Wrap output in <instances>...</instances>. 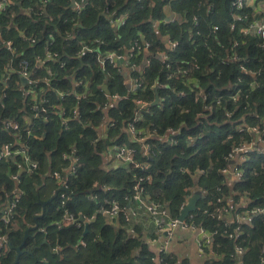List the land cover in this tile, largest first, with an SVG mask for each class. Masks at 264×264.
Returning a JSON list of instances; mask_svg holds the SVG:
<instances>
[{
	"label": "trees",
	"instance_id": "trees-1",
	"mask_svg": "<svg viewBox=\"0 0 264 264\" xmlns=\"http://www.w3.org/2000/svg\"><path fill=\"white\" fill-rule=\"evenodd\" d=\"M9 1L0 12V144L14 141L13 131L6 129L4 123L19 122V146L38 165L26 174L21 171L25 168L21 155L0 159V236L18 246L22 244L24 230L36 225L22 244L17 264H155L154 251L147 241L153 232L145 236L134 224L129 233V223L123 215L110 218L100 212L105 199H114L125 207L136 179L141 176L146 195L168 209L167 218L179 216L182 204L194 189L204 194L197 201L193 219L186 217L194 225L218 229L211 245L205 248L208 259H204V264H264V217L252 216L239 225L240 233L234 236L236 224L225 231L222 221L204 211L212 212L220 206L216 199L227 196L229 187L238 193L235 200L246 193L248 208L264 202V155L249 154V161L242 165L243 178L232 185H227L221 173L227 167L226 155L232 145L252 136L239 132L237 123L245 121L264 129V39L247 30L255 18L254 8H232L233 0H88L86 8L75 15L71 0H48L46 14L26 15L22 10L34 5L35 0ZM166 9L175 15L173 21L165 20ZM122 17L123 24L109 22L110 18ZM76 21L80 27L75 37L46 42L56 27L64 29ZM32 38L36 42L30 46ZM166 38L176 41V45L166 46ZM8 39L23 52L22 56L11 57L2 46ZM96 39L102 51L116 53L128 51L136 39L150 42L147 50L132 59L135 66L131 75L139 80L140 87L129 93L123 84L125 73L109 78L94 56H71L72 47L79 42ZM47 45L67 65L61 69L58 62L47 60L31 78H47L49 85L37 82L36 90L41 87L45 92L42 96L49 103L55 102L54 95L49 93L54 88L70 92L69 78L73 75L85 76L93 93L80 100L66 94L62 101L65 116L70 118L66 123L61 115L51 112L48 120L36 119L25 125L23 117L30 113L31 101L20 91L17 75L7 73L5 67L11 58L15 65L25 59L33 66L34 54ZM65 49L69 56L64 54ZM162 53H167L169 68L161 59ZM45 67H49L47 72ZM184 69L188 70L187 75L168 77L169 73ZM104 84L111 94L119 95L109 102L106 112L101 109L107 101L101 89ZM155 86L159 102L151 106ZM236 91L238 99L233 100ZM134 99L147 103L141 120L133 122L137 129L152 134L146 140L150 145L147 154L126 131L136 108ZM206 105L211 109L206 110ZM105 114L115 121L114 127L103 121ZM169 128L173 131L169 132ZM112 144H126L134 150V159L146 162L147 166L115 165L111 158L106 162ZM71 155L79 163L70 175L64 170ZM54 172L65 179L64 190L45 205L42 213L38 201L47 200L60 188ZM14 175L18 182L12 178ZM16 187L21 196L13 217L19 228L1 218L2 208L11 200ZM61 191L66 192L64 204L59 196ZM65 213L75 218L80 214L85 219L92 217L87 231L84 233V222L79 226L64 223ZM236 245L243 247L238 258ZM2 252L0 248V264H12L16 251L8 248L4 255ZM159 258L160 264H186L178 263L169 252L159 254Z\"/></svg>",
	"mask_w": 264,
	"mask_h": 264
},
{
	"label": "built area",
	"instance_id": "built-area-1",
	"mask_svg": "<svg viewBox=\"0 0 264 264\" xmlns=\"http://www.w3.org/2000/svg\"><path fill=\"white\" fill-rule=\"evenodd\" d=\"M35 1L36 2L34 3V5H31L28 8H24L22 12L26 15H31V13L36 15L46 14V4L48 0ZM9 2V0H0V12L6 9ZM247 2L248 0H233L231 2V7L239 9L244 7ZM70 3L72 11L75 13V15H78L86 8V6L88 5V0H71ZM259 6L260 7L254 8L255 18L249 23L247 30L253 31L264 39V20H260L261 13H264V4H260ZM67 22L68 20L65 18L64 23ZM109 22L112 24L115 22L123 24L124 17L120 18L119 20L110 18ZM194 23H197L196 17H194ZM77 27H80L77 21L72 22L70 26H65L64 29L56 27L53 31L54 33H56V36L52 34L53 32H50V35L46 39V42L53 43V40L58 37H62L65 39L75 37L79 31ZM213 29L216 30L217 26L215 25ZM21 34H23V32H21ZM167 41L169 47H174L176 45V41H172L171 39H167ZM35 42L36 39H30V46H33ZM2 46L6 48L12 58H18V56H22L23 54V52L19 50L10 39L3 41ZM149 46V41H139L136 39L134 40L132 47L125 53H116L114 51L104 52L100 49L99 40L96 39L90 42H79L78 45L72 47L73 50L71 56L75 58L81 55L88 54L94 56L96 64L101 70H106V77L108 76L109 78L113 77V75H116L117 73H121V64L125 62V66L129 68V72L128 76H124L123 84L127 86L128 92L131 93L136 88L141 86L139 80L131 75L132 67L135 66V64L132 62V59L138 56L141 51L144 52L145 50H147V47ZM48 47L49 45H47V47H45L43 51L38 52V54H34L35 63L33 64V66H31L30 63L25 59L18 60L15 65L11 58V60L5 67V71L7 73L9 71L17 75V84L19 85L20 91L25 98L29 97L31 101L28 107L30 113L25 114L23 117L25 125H31L32 122L36 119L44 121L48 120L51 112L61 115L62 122L66 123L68 122V120H70L69 117L65 116V107L62 104V101H64L66 94H73L78 100H80L90 97L93 93L90 88L89 82L87 81V78L85 79V76L73 77V75L69 78L72 84V90L70 92H66L65 90L59 88H54L52 89V92L49 93L54 95L55 102L49 103V99L45 96H42V93L44 94L45 92L41 87L39 88V91L36 90L37 82H44L45 84L49 85V79L47 78L39 79L38 81L31 78L33 72H35L37 69L42 68L47 60L58 62L59 68L61 69H65L67 65V61L65 62L58 60V53L51 52ZM64 51V54L69 56L66 52V49ZM161 59L163 63L165 62L166 67L169 68L170 64L169 62H167V53H162ZM120 60H122V62ZM47 68L49 67H45L46 72L48 71ZM187 72L188 70L186 69L177 70L173 73H169L168 77L178 78L187 75ZM72 74H75V69H72ZM23 78L26 80L24 83H22ZM101 89L103 90L107 99V101L103 105H101V109L102 111L106 112L109 107V102L115 101L117 98H119V95L117 93L111 94L109 89L108 93L105 92L103 86L101 87ZM232 99H238V91L233 92ZM134 103L136 108L134 110L132 122L129 123L126 131L131 139L137 141L142 146L143 154H147L150 150V145L146 142V140L152 134L146 132L144 129H137L133 124L134 121L139 119L141 120L142 110L145 108V106H147V103L141 101L140 99H134ZM205 108L206 110H210L211 106L206 105ZM76 111L77 109H74L73 114H76ZM103 121L106 124L108 123V127L115 126V121L109 118L106 114L103 117ZM4 126L6 127V129L13 131L14 141L2 142L0 144V159L9 158L14 155H21L25 163V168L21 171L24 170L26 174H31L35 169H37L38 165L36 161L30 159L29 155L25 152L23 147L19 146V142L21 141V135L19 134V122L15 120H9L4 123ZM237 129L239 132L250 133L253 137L251 136L249 140L246 139L240 143L232 145L226 155V159L228 161L227 167H223L221 169V173L224 175V177H226L227 175H232L236 180H241L243 178L242 165L245 162L249 161V154H251L252 152H256L258 155H264V150H256L255 148L259 141L264 143V129H260L259 125L247 124L245 121H240L239 123H237ZM168 131L172 132L173 129L169 128ZM111 135L114 136V132H112ZM109 150L111 153L110 158L118 164H134L135 166H140V168H144L145 166H147L146 162H138L134 159V150L132 148H129L126 144H112L110 145ZM78 163L79 162L77 158L71 155L70 164L64 171H66L67 174L70 175L74 174ZM53 175L57 178L58 186L64 187L66 183L65 179L61 178L58 172H54ZM12 178L14 179V181L18 182V178L15 175L12 176ZM143 180L144 178L142 176L136 179L132 187V196L130 197L129 203L125 207L119 204V202L114 199H105L104 204L100 206V212L110 218L116 217L117 215L121 214L123 215L124 221L130 223L132 217L136 214V210L130 207V203L137 202L140 206H142L154 226V233L150 238H148L147 241L148 244L153 248L155 255L152 257V261L155 262V264H160L161 262L159 254L168 252L170 241L173 238L174 231L177 228L182 230H187L190 228L194 229L197 235L196 254L203 260L208 259L205 248L211 245L213 236L218 233V229H206L203 226L194 225L193 223L188 222L186 220V217H188L190 220L193 219L194 211L189 212L183 220H180L179 216L167 218V216L169 215V213L167 214V208L162 206L160 203L151 200L149 195H146L145 188L142 185ZM193 193L194 191L188 196L192 195ZM237 195V191H234L233 195L231 192H229L227 196L223 198L218 197L216 199V201L221 205L215 207L212 212L207 209L204 210L213 218L222 221L225 231L228 227L236 224V227L234 228V236H237V234L240 233L239 225L242 223H247L252 216L259 215L264 217V202L248 208L247 205L249 199L247 198L246 193L240 195L241 197L239 198V200H235L234 197ZM20 196L21 190L19 187H16L12 191L11 200L2 208V220L5 223L12 224L13 227H15L16 224V220L13 217V210ZM59 196L61 199V204H64L67 198L66 192L61 191ZM230 196H233L234 198V209L230 207L228 202V198ZM201 197H205L204 194L201 193ZM125 198H127V196ZM186 199L182 204V207L186 204ZM63 219L64 223H74L77 226H79L81 222L79 221V218H75L73 214L69 213H65ZM91 219L92 217L86 219L84 218V222H88ZM0 248L3 250L2 255H4L3 253L7 252L9 248L7 239L3 236H0ZM242 252L243 247L240 245H236L235 254L237 255V258L240 257Z\"/></svg>",
	"mask_w": 264,
	"mask_h": 264
},
{
	"label": "crops",
	"instance_id": "crops-1",
	"mask_svg": "<svg viewBox=\"0 0 264 264\" xmlns=\"http://www.w3.org/2000/svg\"><path fill=\"white\" fill-rule=\"evenodd\" d=\"M260 4H264L263 0H248L246 5H251L253 8L260 7ZM166 17L165 20L173 21V16L171 11L169 9H166L165 11ZM261 21L264 20V13H261L260 17ZM166 46H168L167 38L164 39ZM148 59L146 61L143 60L144 64L146 65ZM122 73H125V76H128L129 68L125 66V62L121 64ZM104 129L101 127L99 129L100 132H102ZM256 150H264V143L258 142L256 145ZM106 162L110 160V155L106 156ZM111 164H118L117 162H114L112 159L110 160ZM227 185H232L234 181H237L232 175H227L225 177ZM230 192L233 195V188L229 187ZM196 190L194 189V192ZM228 202L231 208L234 209V198L233 196H230L228 198ZM130 207L134 210H136V214L132 217V220L130 221L129 225L127 226V232L132 233V226L134 224H138V226L143 230L145 236H148L150 232L154 233V226L150 219L148 218V215L146 214L145 209L141 206H137L136 203L131 202ZM139 205V204H138ZM19 224L16 222L15 228H19ZM136 234V233H135ZM147 238V237H146ZM148 240V238H147ZM197 241V235L194 229L190 228L187 230H182L177 228L174 231V236L170 241L168 252L172 253L176 256L178 263L182 261H186V264H204V260L199 258L196 254V242ZM151 247V246H150ZM152 248V247H151ZM153 249V248H152Z\"/></svg>",
	"mask_w": 264,
	"mask_h": 264
},
{
	"label": "water",
	"instance_id": "water-1",
	"mask_svg": "<svg viewBox=\"0 0 264 264\" xmlns=\"http://www.w3.org/2000/svg\"><path fill=\"white\" fill-rule=\"evenodd\" d=\"M120 61L122 62V60H120ZM25 81L26 80L23 78L22 83H24ZM103 89L105 90V92H107V93L109 92L106 84L103 85ZM154 92H155V96H154L153 102L150 104L151 106L156 105L159 102L158 86H155ZM60 190H64V187H60L57 190H55V192L52 194V196L50 198H48L47 200H39L38 201V203L42 206V213L44 211L45 205L48 202L52 201L56 197L57 193ZM200 198H201V194L199 192H196V191L192 195L187 197L186 204L182 207L180 214H179L180 220H183L189 212L194 211L196 209L197 201ZM42 213H41V215H42ZM167 214H168V209H167ZM79 221L84 222V216L81 214L79 215ZM87 226H88V222L85 221L84 222V233L87 231ZM35 228H36V225L29 226L24 230L22 244L26 240V238L29 236V232ZM5 238L7 239V237H5ZM7 242H8L9 248L16 251V256H15L14 262L12 264H17L19 261V256L22 253V250H21L22 244L18 245V246H13L9 240H7Z\"/></svg>",
	"mask_w": 264,
	"mask_h": 264
},
{
	"label": "rangeland",
	"instance_id": "rangeland-1",
	"mask_svg": "<svg viewBox=\"0 0 264 264\" xmlns=\"http://www.w3.org/2000/svg\"><path fill=\"white\" fill-rule=\"evenodd\" d=\"M50 181V180H49Z\"/></svg>",
	"mask_w": 264,
	"mask_h": 264
}]
</instances>
